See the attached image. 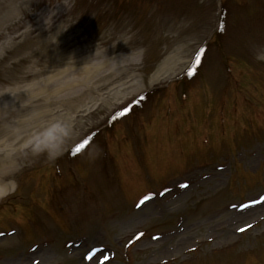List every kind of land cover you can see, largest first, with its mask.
<instances>
[{"label": "rangeland", "instance_id": "obj_1", "mask_svg": "<svg viewBox=\"0 0 264 264\" xmlns=\"http://www.w3.org/2000/svg\"><path fill=\"white\" fill-rule=\"evenodd\" d=\"M220 4L0 0V264H264V0L227 1L177 134L174 117L118 143L105 127L136 97L124 120L180 89ZM225 61L240 72L223 77Z\"/></svg>", "mask_w": 264, "mask_h": 264}, {"label": "bare ground", "instance_id": "obj_2", "mask_svg": "<svg viewBox=\"0 0 264 264\" xmlns=\"http://www.w3.org/2000/svg\"><path fill=\"white\" fill-rule=\"evenodd\" d=\"M59 73L63 74V72H59ZM59 73H57V74H59ZM74 74H75V72L72 71V77H73ZM51 77L52 76L43 78V80L41 82V88H42V90L46 89V86L49 83ZM76 80H77V78H76ZM67 81L70 82L69 79ZM15 86H20V85H15ZM59 87H62V85H59ZM26 91H27L26 89H17L15 95L12 96L10 99H13L14 97H16V95H17L18 98L20 96H23V98H28L29 97V93H25ZM26 113L28 115L30 114L29 117L31 119H35L37 116H40L39 115V112L32 111L31 109H29L28 111H26ZM2 162H4L3 158L0 159V195H2L3 193H5L9 189V185L11 184V182L8 181L7 178H9V176H11V174H12V164H11V162L9 161L8 164L2 163Z\"/></svg>", "mask_w": 264, "mask_h": 264}, {"label": "clouds", "instance_id": "obj_3", "mask_svg": "<svg viewBox=\"0 0 264 264\" xmlns=\"http://www.w3.org/2000/svg\"><path fill=\"white\" fill-rule=\"evenodd\" d=\"M132 54V50L130 49L129 52L124 53L123 55L130 56ZM257 59H264V57L257 56ZM47 148L48 149V155L49 158H54L56 155H59V151L55 150L54 146H49V145H40L35 148V151H41L43 149Z\"/></svg>", "mask_w": 264, "mask_h": 264}, {"label": "snow or ice", "instance_id": "obj_4", "mask_svg": "<svg viewBox=\"0 0 264 264\" xmlns=\"http://www.w3.org/2000/svg\"><path fill=\"white\" fill-rule=\"evenodd\" d=\"M204 51V49H200L199 51H197L196 52V62L198 63L199 62V60H200V56H201V53ZM189 74L191 75L192 74V69L190 68L189 69ZM124 111H127V109H125ZM118 115H119V113H118ZM85 144H87V140H83L82 142H80V143H78V144H76V146H75V150L78 152V151H80V149H82L84 146H85ZM184 186H186V185H184ZM144 199L145 200H147L148 199V197H144ZM261 199H264V197H261ZM241 207H245L244 205H240ZM246 227H249L248 225H246ZM239 231H243V229H239ZM139 235V234H138ZM154 239H155V237H154Z\"/></svg>", "mask_w": 264, "mask_h": 264}]
</instances>
